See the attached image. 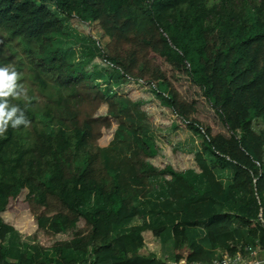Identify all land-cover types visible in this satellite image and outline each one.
Returning <instances> with one entry per match:
<instances>
[{"label": "trees", "instance_id": "obj_1", "mask_svg": "<svg viewBox=\"0 0 264 264\" xmlns=\"http://www.w3.org/2000/svg\"><path fill=\"white\" fill-rule=\"evenodd\" d=\"M60 16L83 32L100 29L108 43L73 63ZM0 68L16 73L0 101L25 121L0 131V264H167L156 247L148 251L165 223L117 231L144 216L150 179L166 176L168 199L153 208L170 223L175 262L208 261L202 244L242 251L234 220L264 246V129L254 128L264 123V0H0ZM128 81L150 87L171 111L160 127L202 138L187 165L189 157L165 155L148 136L156 123ZM38 115L58 132L41 130ZM211 164L232 168L228 187ZM238 193L248 197L238 216L220 213ZM204 221L206 238L184 245ZM13 233L22 248L16 262L3 245Z\"/></svg>", "mask_w": 264, "mask_h": 264}, {"label": "rangeland", "instance_id": "obj_2", "mask_svg": "<svg viewBox=\"0 0 264 264\" xmlns=\"http://www.w3.org/2000/svg\"><path fill=\"white\" fill-rule=\"evenodd\" d=\"M208 1L210 5L215 3L219 4V0ZM49 8L51 11L55 12L53 6L49 5ZM60 18L64 26V32L70 36L69 39L62 38V45L66 49H68L67 51L69 53V58L71 59V61H73V63H77L85 57H96L102 51L103 47L108 43V38L103 35L100 29L90 27L89 31L83 32L70 20H67L62 16H60ZM94 63L98 64L101 67L103 66L98 59H95ZM18 71L19 73L24 71L23 67H21ZM101 75L105 76V72L101 71ZM22 83L30 85L31 82L25 79ZM127 86L129 88H132L133 90L130 96L132 100L137 102L141 106L142 110L147 113L148 116L151 117V119L153 118L156 123L153 125V129L151 128L152 130L149 129L148 136L154 139L162 147L165 155H169L172 150H177L189 157V159L187 158V165L190 157L195 155L197 152H200L202 138L194 136L192 132L188 130L186 131L185 129L177 128L173 130L171 127H160L157 123L159 118H164L167 120L173 119L171 111L168 108L162 106V104L156 99V97H154V94L152 93V89L150 87H146L139 82L130 81L127 82ZM37 95V92H34V96ZM19 96L24 97L25 91H21V94ZM39 101L42 100L40 99ZM36 124L41 130L50 135H55L56 132H58V127L55 126V124L51 120L44 118L42 115H38L36 117ZM254 128L255 130H257V132H260L264 129V123L261 120H255ZM207 159L209 160V156H207ZM156 162L157 165H162L164 163V160H158ZM218 170L219 169L216 168L214 169V172L217 174L219 172ZM227 176H229V173ZM168 180L169 177H152L150 179L152 187L156 192V197H152L153 200L152 198H150L146 201V204H143V206L146 208L144 210H146L147 213H144V216H141L139 219H135L133 223H129L123 226L121 229H119L118 233L126 232L133 225L142 224V222L146 219H149L148 222H150L151 224L154 222L156 213H152V204L153 202H156L154 200L159 199V197L163 195V193H165ZM195 180L197 182V185H199L201 188H206V183L201 178ZM18 230L23 231L21 233V237H23L22 240L26 242L24 244L31 245L32 240L29 236V233L26 232L22 227L20 229L18 228ZM3 245H5L9 250L11 254L10 258L13 257V255L18 256V254L22 252V248L19 245V240L18 238L16 239L15 235H13V237L9 236ZM49 256H51V253H49ZM67 257L75 258V256L73 255H69ZM78 258L81 259V257Z\"/></svg>", "mask_w": 264, "mask_h": 264}, {"label": "crops", "instance_id": "obj_3", "mask_svg": "<svg viewBox=\"0 0 264 264\" xmlns=\"http://www.w3.org/2000/svg\"><path fill=\"white\" fill-rule=\"evenodd\" d=\"M174 130V129H173ZM193 134V133H192ZM194 135V134H193ZM196 136V135H194ZM199 137V136H198ZM201 152V150H200ZM212 168H213V172H214V169L218 168L219 172L216 174L214 172V174L216 175V177L221 180L224 185L226 187H228V185L231 184L232 182V177H233V173L231 172V167L228 168V169H222L220 166L218 165H210ZM229 173V176H227ZM166 177H169V180H171V176H166ZM200 178L198 175H195V174H190V179L192 181H194V183L197 184L196 180L195 179H198ZM167 181V182H168ZM152 185V183H151ZM167 186V185H166ZM168 187V186H167ZM167 187H166V190H165V193H163V195H161L159 197V199H156L154 201L156 202H153L152 206L154 204H161V203H164L165 200L168 199V195H167ZM153 189V187H152ZM152 197H156V192L154 191L153 189V192L150 194L148 200ZM157 197V198H158ZM230 200H231V203L228 204V209L226 208H221L219 207L218 208V211L220 213H229V215H231L232 217H237L238 216V213L239 211L241 210V208L244 206V204L247 203L248 201V197L242 193H238L236 194L234 197L233 196H230ZM153 200V198H152ZM159 200V201H157ZM259 203H260V209L258 210V218H261L262 222L264 223V193L259 197ZM147 201V200H146ZM146 201H143L141 203V206H142V212L144 213H147L146 209L143 204H146ZM152 213H156V217L154 219V222L151 224L149 221V219H146L145 221L142 222V224H139V225H133V226H141L143 224L147 225V226H155V225H158L159 223L163 222L165 223L168 227H166L164 233L162 235H160L161 237L159 239H156L155 242H151V247L149 246V250L150 252H153L154 251V248L156 247L157 248V251H158V259H160L161 261H165L167 262V264H213V262L217 261V262H223L225 259H239V262L238 264H254L255 262H258L260 264H264V246L261 245L260 241L259 240H255V241H251L248 239V236L246 235L247 234V227L244 226L243 224H241L240 222L234 220L233 221V230H234V235H235V239H236V242H237V247L239 249H242V251H239V252H236L235 254L233 255H230L228 253L225 252V250H222V249H216V250H213V249H210L209 247H206L204 244H202L205 248V250L207 251L208 255H209V260L208 261H202V262H189L186 261V260H180L178 262H175V257H174V245H173V234L171 232V229H170V223L165 221V217H163V214H159L158 210L153 208V211ZM141 216H139L138 218H135L136 220L139 219ZM132 220L130 223H133ZM155 223V225H154ZM209 224V221H204L200 224V226L197 228V229H193L191 230V232L187 235V238L186 240L184 241V245L188 244V243H198V244H201V241H203L206 236H205V228L206 226ZM132 226V227H133ZM131 228V227H130ZM121 229V228H119ZM119 229L117 230L119 232ZM13 235H15L14 233L13 234H10L7 236V238L9 236L13 237ZM16 239H17V236L15 235ZM6 238V240H7ZM5 246V245H4ZM6 247V246H5ZM251 249V251L249 252L248 250ZM11 254L8 255V261L10 262H16L17 261V256L13 255V257H11Z\"/></svg>", "mask_w": 264, "mask_h": 264}, {"label": "clouds", "instance_id": "obj_4", "mask_svg": "<svg viewBox=\"0 0 264 264\" xmlns=\"http://www.w3.org/2000/svg\"><path fill=\"white\" fill-rule=\"evenodd\" d=\"M16 79V73L14 71L10 72L8 68H0V97H7L9 93H12L15 86L14 81ZM14 94V93H13ZM7 102L0 101V131L7 126L9 120L13 126L25 123L22 117L12 119L14 113L17 111L16 107H12L6 110Z\"/></svg>", "mask_w": 264, "mask_h": 264}, {"label": "built area", "instance_id": "obj_5", "mask_svg": "<svg viewBox=\"0 0 264 264\" xmlns=\"http://www.w3.org/2000/svg\"><path fill=\"white\" fill-rule=\"evenodd\" d=\"M248 251L250 252L251 249H249ZM237 258H235V259H225L223 262H217V261H215V262H213V264H238L239 259H237ZM254 264H260V263L255 262Z\"/></svg>", "mask_w": 264, "mask_h": 264}]
</instances>
